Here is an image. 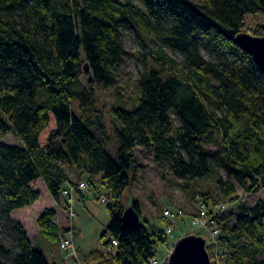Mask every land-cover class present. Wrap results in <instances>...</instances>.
I'll return each instance as SVG.
<instances>
[{
	"label": "trees",
	"instance_id": "obj_1",
	"mask_svg": "<svg viewBox=\"0 0 264 264\" xmlns=\"http://www.w3.org/2000/svg\"><path fill=\"white\" fill-rule=\"evenodd\" d=\"M248 15L264 16V0H0V223L12 237L0 236V264H59L12 217L41 198L37 180L57 205H69L63 190L80 181L106 190L111 238L98 264H150L169 233L141 221L137 198L125 203L142 166L137 152L152 155L163 176L216 179L218 198L200 192L204 204L189 212L204 206L219 227L213 264H264V198L239 207L233 224L222 215L239 190L264 192V69L235 41L243 32L264 36V22L249 29ZM127 30L155 64L137 79L131 106L108 109L99 90L117 88ZM10 132L20 143L3 140ZM128 206L140 220L124 229ZM57 215L45 208L36 224L61 248L69 231ZM207 248L212 258L217 250Z\"/></svg>",
	"mask_w": 264,
	"mask_h": 264
},
{
	"label": "rangeland",
	"instance_id": "obj_2",
	"mask_svg": "<svg viewBox=\"0 0 264 264\" xmlns=\"http://www.w3.org/2000/svg\"><path fill=\"white\" fill-rule=\"evenodd\" d=\"M135 4H141V0H130ZM246 26L250 29L255 28L257 24L264 22L262 15H248L245 19ZM124 44L128 54L124 57V61L118 67L119 83L117 88L108 89L106 93L100 92V102L104 103L109 109L111 105L119 103L122 105L131 106L137 95V79L140 75L148 72L150 67L155 64V60L147 54L149 48L144 47L143 40L136 36L132 30H127L124 33ZM158 49L157 46H153ZM168 53L182 60L185 58L184 53L167 49ZM74 111L79 112L77 101H73ZM6 143H20V140L13 133H9L4 139ZM141 161V167L138 170L137 178L134 180L125 192L124 200L128 205L135 198L141 203L142 217L141 221L148 219L152 224H156L157 228L164 229L168 232L166 223L162 220L164 211L168 208L177 211L181 209L183 215L179 219L171 220L167 218L173 229L172 233L168 234V242H160L156 248L158 251L157 257L162 261V264H168V257L173 251L174 244L181 236L190 233L203 235L210 242L209 231L197 229L192 224L191 213L204 204L203 197L200 192L211 191L218 198L219 184L215 178H199L198 180L188 179L182 180L176 178L172 174L163 176L160 174L157 165L154 163L152 155L141 154L137 152ZM222 174L225 173L221 170ZM77 176L75 175V179ZM36 189L42 192L41 198L37 204L31 207L17 209L12 214L15 220L22 221L27 232L31 235L34 246L44 253L47 260L52 263V258L61 261L60 264H98V253L100 251L106 256V242L111 238L110 233L105 234L107 226L111 222V213L107 209V202L101 199L105 196L106 190L91 187V190L84 189L85 196L82 197L75 192L70 197H66L69 205L66 202L55 205L50 191L47 190L45 184L41 180H37L34 184ZM102 190V191H101ZM101 191V193H100ZM240 195L239 201H232L226 211L222 212L224 217L228 218V222L233 224L237 209L244 205H253L260 198H264V192L247 194L243 191H238ZM57 207L58 215L55 218L62 230L68 229L70 236L73 233V244L75 245V253L72 257H67L66 252L48 240L44 235L39 233L36 219L45 208ZM234 212V213H232ZM0 236L8 244L12 237L0 223ZM71 232V233H70ZM212 261L216 260L212 255Z\"/></svg>",
	"mask_w": 264,
	"mask_h": 264
},
{
	"label": "water",
	"instance_id": "obj_3",
	"mask_svg": "<svg viewBox=\"0 0 264 264\" xmlns=\"http://www.w3.org/2000/svg\"><path fill=\"white\" fill-rule=\"evenodd\" d=\"M235 41L264 69V36L256 37L250 32H243L236 37ZM85 70L90 72L88 63ZM92 78L90 75V80ZM125 209L122 217L124 229L140 220V214L133 206ZM207 243V238L196 233L181 236L173 246V251L167 259L168 264H213Z\"/></svg>",
	"mask_w": 264,
	"mask_h": 264
},
{
	"label": "built area",
	"instance_id": "obj_4",
	"mask_svg": "<svg viewBox=\"0 0 264 264\" xmlns=\"http://www.w3.org/2000/svg\"><path fill=\"white\" fill-rule=\"evenodd\" d=\"M88 185L85 181H80V183L75 186V185H70L67 189L63 190L64 195L67 197H70L73 193H75L77 190L76 189H87ZM103 200L107 202V199L103 197ZM227 205L221 204L219 206H216L215 209L213 210L214 212H218L221 210L226 209ZM164 215L166 218H170L171 220H176L179 219L183 215V211L181 209H178V211H174L170 208L166 209L164 211ZM192 224L194 227L197 229H202L203 231H209L210 234V242L208 244L213 245L216 248V252L214 253L215 261L219 262V253H218V240H217V235L219 234L220 230L219 227L216 226V222L214 219H212L210 216H208V209L204 206L200 208V211L197 215L192 216ZM168 233H172L173 229L171 226L168 228ZM71 233V232H70ZM72 236L68 233V235L62 236L60 244H61V249H63L67 255V257H72L75 253V245L73 244V233H71ZM113 243L111 246L108 248L109 251H113L115 246L118 245L117 240H113ZM75 256V255H74ZM78 264V263H77ZM150 264H162V261L160 259L154 257L150 260Z\"/></svg>",
	"mask_w": 264,
	"mask_h": 264
},
{
	"label": "crops",
	"instance_id": "obj_5",
	"mask_svg": "<svg viewBox=\"0 0 264 264\" xmlns=\"http://www.w3.org/2000/svg\"><path fill=\"white\" fill-rule=\"evenodd\" d=\"M75 175L77 176V173H73V177H75ZM53 202H55L54 200H53ZM37 203L35 202L34 204H32L31 206H34V205H36ZM55 205H57V203L55 202ZM31 206H28V207H31ZM28 207H27V209H28ZM53 207H55V206H53ZM39 216V215H38ZM21 223H22V221H20ZM23 224V223H22ZM29 235V234H28ZM31 236V235H30ZM54 259L56 258V256L55 257H53ZM158 258V257H157ZM56 261L57 262H59V264L61 263V261H59L58 259H56Z\"/></svg>",
	"mask_w": 264,
	"mask_h": 264
}]
</instances>
